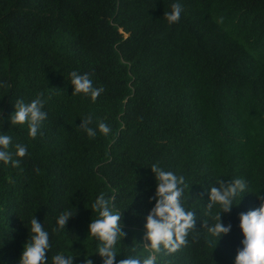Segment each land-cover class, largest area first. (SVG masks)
Here are the masks:
<instances>
[{
    "label": "trees",
    "instance_id": "16d2710c",
    "mask_svg": "<svg viewBox=\"0 0 264 264\" xmlns=\"http://www.w3.org/2000/svg\"><path fill=\"white\" fill-rule=\"evenodd\" d=\"M173 3L183 12L169 25ZM72 71L104 88L95 102L72 96ZM0 85V134L12 137L9 151L28 149L14 155L19 167L0 162V264H19L34 216L50 234L48 264L60 253L103 264L88 235L101 193L127 233L117 260L152 254L143 237L157 163L184 177L200 231L177 253L155 254L157 264H234L240 213L264 195V0H0ZM40 93L48 118L33 139L7 118L17 98ZM88 115L110 134L89 138L78 127ZM217 178L249 185L222 214L232 230L220 240L203 230V219L215 223L205 212ZM65 210L75 216L53 232Z\"/></svg>",
    "mask_w": 264,
    "mask_h": 264
},
{
    "label": "clouds",
    "instance_id": "9594fccd",
    "mask_svg": "<svg viewBox=\"0 0 264 264\" xmlns=\"http://www.w3.org/2000/svg\"><path fill=\"white\" fill-rule=\"evenodd\" d=\"M182 12L183 6L180 3H173L171 11L164 13V19L169 25L179 23ZM70 77V83L74 88L72 96L83 94L90 96L95 102L104 92L103 87H94L90 75L87 73L80 74L77 71H72ZM42 97L43 93H40L29 103L17 98L14 103L15 111L7 118L10 125L13 126L27 124L28 134L33 139L38 134L43 135L41 128L48 118L47 112L43 110L45 101ZM0 120L4 122L2 111H0ZM81 120L82 123L78 127L86 132L89 138L97 136V129L104 136L111 132V128L103 121H99L96 128L91 127L90 125L93 124L91 115ZM11 145L12 137L6 133L0 134V162L19 167L21 160L13 157L14 155L19 158L25 157L28 152L27 146L17 143L15 153H13L9 151ZM150 168L155 174L156 191L149 198V202L155 201V204L146 216L143 247L152 254L147 257L128 255L117 260L116 245L119 240H124L127 233L123 231L122 214L113 213L111 199L101 193L91 205V210L97 212L99 218L91 220L88 235L99 241L96 252L102 258L103 264H157L155 254L163 253L170 256L177 253L182 247L189 244L190 233H196L197 236L194 239L198 238L200 231L196 230L197 214L184 206V189L187 186L184 177L177 176L171 171H165L158 163L153 164ZM35 171L38 173L39 168H36ZM216 183L219 187H211L210 200L206 205L205 212V215L211 217L215 223L203 219V230H206L211 237L220 240L232 230L231 223L225 226L222 222V214L231 212L233 201L241 194L247 193L249 185L243 178L227 181L217 178ZM257 197L260 200L258 208L240 213L239 227L243 239L242 247L237 249L234 264H264V195ZM217 205L219 210L213 213V209ZM74 216L68 210L60 213L56 218L57 227L52 231L64 230L69 219ZM30 224L31 236L23 246L19 264H48L47 253L51 249L50 234L35 216L31 219ZM131 251L136 252V248L133 246ZM90 257L88 254L85 256L84 264H95ZM74 260L75 258L72 256H65L62 253L52 256V264H74Z\"/></svg>",
    "mask_w": 264,
    "mask_h": 264
}]
</instances>
